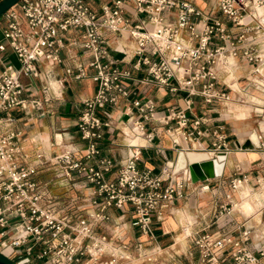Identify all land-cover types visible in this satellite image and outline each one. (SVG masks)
<instances>
[{"label": "built area", "instance_id": "1", "mask_svg": "<svg viewBox=\"0 0 264 264\" xmlns=\"http://www.w3.org/2000/svg\"><path fill=\"white\" fill-rule=\"evenodd\" d=\"M206 1L200 7L194 0H18L0 15V252L15 264H155L161 257L153 222L186 197L193 181L187 168L155 173L140 165L142 140L154 133L148 124H162L173 142L211 134L207 158L213 159L226 150L225 136L220 126L202 127L204 113L194 111L192 97L205 105L230 100L235 77L222 74L240 62L250 64L248 83L264 86V0ZM8 47L17 67L4 62ZM44 63L61 67L62 81L90 76L96 88L77 112L83 148L65 143L54 156L44 159L39 151L30 162L13 110L44 113L49 86L36 82ZM132 81L183 90L185 105L157 113L152 96L131 95ZM116 107L114 125L110 109ZM105 131L130 147L117 166L103 152ZM259 147L264 150V141ZM45 164L74 195L52 194L36 178ZM247 181L230 178L231 192L208 221L199 210L187 218L181 228L197 259L186 264H217L226 255L231 264H264V247L248 246L250 228L236 235L209 229L237 207L232 191ZM256 183L264 188V173ZM209 189L207 180L197 188ZM260 212L264 217V207Z\"/></svg>", "mask_w": 264, "mask_h": 264}, {"label": "crops", "instance_id": "2", "mask_svg": "<svg viewBox=\"0 0 264 264\" xmlns=\"http://www.w3.org/2000/svg\"><path fill=\"white\" fill-rule=\"evenodd\" d=\"M194 2L200 7H205L207 4L206 0H194ZM113 53L117 57L122 55L121 52L113 51ZM2 55L8 59L13 57L9 47ZM9 64L15 67L18 65L14 62ZM249 67L250 64L240 62L231 69L230 73L222 74L225 80L235 77L233 88H228L230 100L205 105L198 96L192 97L194 111L204 113L202 127L211 130L220 126L227 148L224 151L222 175L207 179L210 189L198 191L201 181H193L186 191V197L173 201L170 204V211L166 210L163 219L153 222L163 250L168 249L166 260H171L176 255L174 248L177 245L183 248L180 254L185 255L187 263L197 259V252L192 247L194 256L189 250V245L192 243L181 227L187 218L198 210L208 221L213 208L225 202V195L231 192L229 180L234 174L245 175L248 179L240 191H232L234 200L239 201V204L229 215L223 214L219 219L212 220L209 229H229L236 235L241 227H248L252 231L248 242L249 248L256 252L260 247H264V217L260 212L264 207V188L256 183V177L264 173V150L259 147V142L264 141V86L248 83L245 73ZM40 69V77L36 78V82L38 84L44 82L49 86V98L43 101L44 113H40L39 110L26 112L19 108L13 110L15 116L13 125L21 131L19 142L23 154L30 162H37L35 154L39 151L43 152L44 159L54 156L61 151L65 143H73L80 149L83 148L75 126L77 112L81 98L91 95L96 88V82L90 76L80 80L62 81L61 67L44 63L40 65ZM261 73L264 74V66ZM129 89L132 96H152L158 105L157 113L167 105L175 107L185 105L183 90L173 92L165 87H156L151 83L139 81L130 82ZM110 111H112L110 112L112 122L116 125L120 107ZM154 123L148 124V127H154V133L151 140H142L139 163L141 166L153 169L155 173H160L165 166H169L171 170L179 150L208 153L213 147L211 134L200 135L191 140H183L179 137L173 142L165 132L164 126L158 122ZM111 138L115 139L114 143H110ZM101 145L103 152L115 161L116 166L121 164L130 152V147L124 144L117 133L105 131ZM36 178L52 194H69L68 187L63 186L61 178L56 177L54 166L49 164L40 166ZM241 193L247 195L245 199L241 198ZM217 264H231V260L226 255Z\"/></svg>", "mask_w": 264, "mask_h": 264}, {"label": "water", "instance_id": "3", "mask_svg": "<svg viewBox=\"0 0 264 264\" xmlns=\"http://www.w3.org/2000/svg\"><path fill=\"white\" fill-rule=\"evenodd\" d=\"M18 0H2L0 1V15L12 4ZM184 150H179L177 158L174 162L172 173H178L184 169H188L191 175L192 181H205L214 177H219L222 175V170L224 166L225 154L220 152L217 154L216 158H204L196 161H184L183 164H178V159ZM0 264H15L6 255L0 252Z\"/></svg>", "mask_w": 264, "mask_h": 264}, {"label": "rangeland", "instance_id": "4", "mask_svg": "<svg viewBox=\"0 0 264 264\" xmlns=\"http://www.w3.org/2000/svg\"><path fill=\"white\" fill-rule=\"evenodd\" d=\"M2 36V33H1V30H0V37ZM2 57L4 58V62L6 63V64H8V63H10V62H14L15 64H18V62H17V60H16V58H15V56L13 55V57H11V59H8V58H6L4 55H2ZM75 190H73V189H69V194L68 195H74L75 194ZM190 247H189V250H191L192 251V247H193V245H189ZM163 248V247H162ZM182 247L181 246H176L175 248H174V251H175V253H176V255H174V257L173 258H171V260H166V253L168 252V249H166V250H163L162 251V255H161V257L157 260V262L155 263V264H186L187 262V258L185 257V255H183V254H180L181 253V251H182ZM7 252H9L8 250L7 251H5L4 253H7ZM193 252V254H194V251H192ZM194 256H195V254H194Z\"/></svg>", "mask_w": 264, "mask_h": 264}, {"label": "bare ground", "instance_id": "5", "mask_svg": "<svg viewBox=\"0 0 264 264\" xmlns=\"http://www.w3.org/2000/svg\"><path fill=\"white\" fill-rule=\"evenodd\" d=\"M207 157H208V153L184 152L180 154L179 159H178V164L179 165L183 164L185 160L186 161H196V160L204 159Z\"/></svg>", "mask_w": 264, "mask_h": 264}]
</instances>
